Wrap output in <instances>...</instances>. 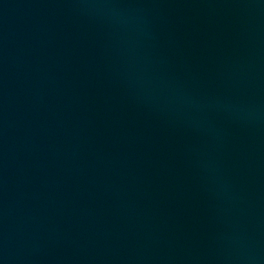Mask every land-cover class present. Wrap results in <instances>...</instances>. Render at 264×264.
<instances>
[{
  "label": "water",
  "instance_id": "water-1",
  "mask_svg": "<svg viewBox=\"0 0 264 264\" xmlns=\"http://www.w3.org/2000/svg\"><path fill=\"white\" fill-rule=\"evenodd\" d=\"M0 264H264V0H0Z\"/></svg>",
  "mask_w": 264,
  "mask_h": 264
}]
</instances>
